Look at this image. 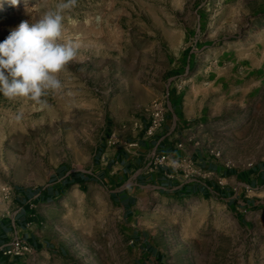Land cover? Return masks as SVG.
Segmentation results:
<instances>
[{
	"label": "rangeland",
	"instance_id": "obj_1",
	"mask_svg": "<svg viewBox=\"0 0 264 264\" xmlns=\"http://www.w3.org/2000/svg\"><path fill=\"white\" fill-rule=\"evenodd\" d=\"M61 2L2 0L0 42ZM62 16L59 42L77 55L58 74L61 90L41 103L0 94V213L17 192L89 170L172 78L177 128L221 152L233 186L180 194L150 181L127 214L116 185L70 184L38 204L45 243L28 264H264V176H250L264 170V0H76Z\"/></svg>",
	"mask_w": 264,
	"mask_h": 264
},
{
	"label": "crops",
	"instance_id": "obj_2",
	"mask_svg": "<svg viewBox=\"0 0 264 264\" xmlns=\"http://www.w3.org/2000/svg\"><path fill=\"white\" fill-rule=\"evenodd\" d=\"M175 108L173 106V109ZM141 119L147 124V119L144 116L136 121ZM171 122L172 119L168 115L163 129L150 140H144V131L135 127L130 134H122L121 131L117 130L110 135L105 146L96 154L95 164L89 170L68 172L62 175L58 181L49 184V187L43 192L22 191L15 193L11 203L12 213L8 215L0 213V264H28L32 256H35L39 250L44 249L45 242L40 237L39 229L36 226L37 206L46 201L43 198L57 196L65 191L70 184L82 187L95 182H109L114 184L113 187L116 185L111 195L120 202L124 213L127 214L132 213L134 209V188L144 187L146 186L145 183L150 181L160 191L168 186L180 194L186 192L202 195L213 193L221 196L226 195L230 186H233L228 181L231 177L229 169L221 161L211 157L203 147L191 144L190 139L185 137V133L180 128L176 127L171 135L166 136L167 132L172 130ZM137 140H139L137 148L127 146L128 143ZM180 141L184 144L182 148L177 146ZM154 151L169 153L172 156L171 162L175 165L173 163L172 166L161 165L151 174L139 171L142 166L145 167L149 162L150 155ZM184 156L192 157L199 166L204 169H212L215 174L201 181L185 180L181 168L177 166V162ZM250 171L252 180H258L257 177L264 176L263 169L255 170L252 168ZM245 176L244 178L249 180L250 177L248 178L247 174ZM133 180H136V185L133 184ZM243 186L248 189L251 187L248 183L243 184ZM15 233L21 235L33 246L34 251L32 254L25 257H8L3 253L2 247Z\"/></svg>",
	"mask_w": 264,
	"mask_h": 264
},
{
	"label": "clouds",
	"instance_id": "obj_3",
	"mask_svg": "<svg viewBox=\"0 0 264 264\" xmlns=\"http://www.w3.org/2000/svg\"><path fill=\"white\" fill-rule=\"evenodd\" d=\"M2 2V0H0ZM13 7L21 0H7ZM76 0H62L38 20L22 21L0 42V94L9 99L27 97L41 103L49 91L59 92L58 74L77 55V46L62 44V11Z\"/></svg>",
	"mask_w": 264,
	"mask_h": 264
},
{
	"label": "built area",
	"instance_id": "obj_4",
	"mask_svg": "<svg viewBox=\"0 0 264 264\" xmlns=\"http://www.w3.org/2000/svg\"><path fill=\"white\" fill-rule=\"evenodd\" d=\"M174 78L169 79V84L167 85V90L163 93L161 97L154 99L150 105L147 107L144 117L147 119V124H145L144 120L136 121L134 126L136 129L144 131L143 139L150 140L152 139L159 131L163 129L167 122V117L170 114L172 119V130L168 131L167 135H171L172 131L177 127L179 123V119L175 110L173 109L172 104V95L174 94V88L177 85V82ZM178 94H181L182 87L179 85ZM189 139H192L189 138ZM112 140V139H111ZM195 145L200 146L199 141L194 142ZM139 145V140L128 143L127 146L129 148H137ZM183 142H179L177 144L178 147H183ZM208 154L214 159L221 161L222 154L220 151L216 149H208ZM172 156L169 153H158L153 152L150 155L149 162L142 167L139 171H143V173L151 174L161 165H170ZM222 162V161H221ZM175 165V163H173ZM223 164V163H222ZM177 166L181 168L182 176L185 180H196L201 181L202 179L211 177L215 174L212 169H204L199 166L196 160L192 157L184 156L178 162ZM225 166V165H224ZM226 167H230L229 164ZM251 187H249L250 189ZM3 253L8 257H16V256H28L33 253V246L21 235L15 233L9 241L2 247Z\"/></svg>",
	"mask_w": 264,
	"mask_h": 264
},
{
	"label": "bare ground",
	"instance_id": "obj_5",
	"mask_svg": "<svg viewBox=\"0 0 264 264\" xmlns=\"http://www.w3.org/2000/svg\"><path fill=\"white\" fill-rule=\"evenodd\" d=\"M3 12H5V9H4V7H0V13H3Z\"/></svg>",
	"mask_w": 264,
	"mask_h": 264
}]
</instances>
